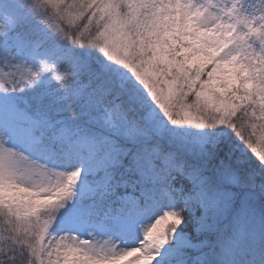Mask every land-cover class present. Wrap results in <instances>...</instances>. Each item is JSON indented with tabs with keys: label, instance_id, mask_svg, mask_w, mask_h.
<instances>
[{
	"label": "snow or ice",
	"instance_id": "6c2138e0",
	"mask_svg": "<svg viewBox=\"0 0 264 264\" xmlns=\"http://www.w3.org/2000/svg\"><path fill=\"white\" fill-rule=\"evenodd\" d=\"M7 2L0 264H243L241 228L264 248V2Z\"/></svg>",
	"mask_w": 264,
	"mask_h": 264
},
{
	"label": "trees",
	"instance_id": "16d2710c",
	"mask_svg": "<svg viewBox=\"0 0 264 264\" xmlns=\"http://www.w3.org/2000/svg\"><path fill=\"white\" fill-rule=\"evenodd\" d=\"M250 1L253 3L255 1L257 3L258 0H245ZM262 2V0H261ZM260 7V6H259ZM12 9H5L4 12L10 11ZM13 9L12 11H14ZM62 71V70H61ZM240 235H241V243L244 246V251L247 252V260L249 261V264H254L256 263L255 261H261L264 263V248H261L258 240H253L249 241L246 239V232L243 228L240 230Z\"/></svg>",
	"mask_w": 264,
	"mask_h": 264
},
{
	"label": "rangeland",
	"instance_id": "374dc122",
	"mask_svg": "<svg viewBox=\"0 0 264 264\" xmlns=\"http://www.w3.org/2000/svg\"><path fill=\"white\" fill-rule=\"evenodd\" d=\"M12 7L10 4H8L7 0H2V2H0V20H3V12H1L3 10V8H10ZM247 7V6H246ZM13 8V7H12ZM210 70V69H209ZM120 237L117 236V239H119ZM241 240V235H240V231L235 235L234 238H231L227 241L228 244H239Z\"/></svg>",
	"mask_w": 264,
	"mask_h": 264
},
{
	"label": "clouds",
	"instance_id": "9594fccd",
	"mask_svg": "<svg viewBox=\"0 0 264 264\" xmlns=\"http://www.w3.org/2000/svg\"><path fill=\"white\" fill-rule=\"evenodd\" d=\"M0 22H4L3 20H0Z\"/></svg>",
	"mask_w": 264,
	"mask_h": 264
}]
</instances>
